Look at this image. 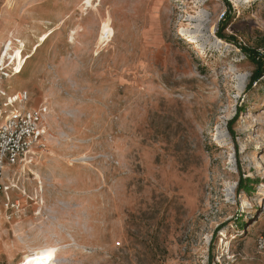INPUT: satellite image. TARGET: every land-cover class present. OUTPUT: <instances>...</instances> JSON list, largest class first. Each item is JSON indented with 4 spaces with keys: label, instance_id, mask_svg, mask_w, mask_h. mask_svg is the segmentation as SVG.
<instances>
[{
    "label": "rangeland",
    "instance_id": "1",
    "mask_svg": "<svg viewBox=\"0 0 264 264\" xmlns=\"http://www.w3.org/2000/svg\"><path fill=\"white\" fill-rule=\"evenodd\" d=\"M222 18L264 57V0H0V121L46 109L0 264H264V75Z\"/></svg>",
    "mask_w": 264,
    "mask_h": 264
},
{
    "label": "built area",
    "instance_id": "2",
    "mask_svg": "<svg viewBox=\"0 0 264 264\" xmlns=\"http://www.w3.org/2000/svg\"><path fill=\"white\" fill-rule=\"evenodd\" d=\"M13 102L19 105L0 121V196H5V206L9 205L8 193L17 189L15 176L17 168L34 156L33 151L44 148L42 116L45 107L26 108L29 95L20 91L12 96ZM9 100L3 106L12 105ZM18 205V202H16ZM10 203V207H13ZM257 252L264 260V230L255 238Z\"/></svg>",
    "mask_w": 264,
    "mask_h": 264
},
{
    "label": "trees",
    "instance_id": "3",
    "mask_svg": "<svg viewBox=\"0 0 264 264\" xmlns=\"http://www.w3.org/2000/svg\"><path fill=\"white\" fill-rule=\"evenodd\" d=\"M228 25V21H226V19H221V21L218 23L216 31H215V36L220 39L223 40L225 42L234 44L236 46H238V48L240 49V51L244 54V56L249 60V62H251L254 67V74L252 76V82H256L257 80H259L263 75H264V57L260 56L257 51L255 49L246 47V46H242L241 44H238V42L236 41V39L231 36V35H226L224 33V30L226 29ZM233 123V121H229V128L228 130L230 132H232L231 129V124ZM246 182L243 181L242 178L239 179L238 182V187L241 189H246Z\"/></svg>",
    "mask_w": 264,
    "mask_h": 264
},
{
    "label": "bare ground",
    "instance_id": "4",
    "mask_svg": "<svg viewBox=\"0 0 264 264\" xmlns=\"http://www.w3.org/2000/svg\"><path fill=\"white\" fill-rule=\"evenodd\" d=\"M86 3H89V0H86ZM85 8H86V6H85ZM181 36H182V39H184L186 42L194 43V39L192 38V36L186 35L184 33H182ZM43 132H44V130H43ZM35 152L36 151H33L34 155L37 154ZM27 164H29V162H24L23 164L20 165V166L24 165L23 168L21 169V173L25 172V170H27V168H28V171L30 172L29 167H27ZM232 238L234 239L235 237L232 236ZM55 249L56 248H54V247L46 246V247H42V248L32 250L29 253H27L26 255H24L22 257L21 261L17 264H53V261L56 257V250ZM49 254H51V259H41V257L48 256Z\"/></svg>",
    "mask_w": 264,
    "mask_h": 264
},
{
    "label": "snow or ice",
    "instance_id": "5",
    "mask_svg": "<svg viewBox=\"0 0 264 264\" xmlns=\"http://www.w3.org/2000/svg\"><path fill=\"white\" fill-rule=\"evenodd\" d=\"M41 259H51V254H49L48 256H45V257H41Z\"/></svg>",
    "mask_w": 264,
    "mask_h": 264
}]
</instances>
